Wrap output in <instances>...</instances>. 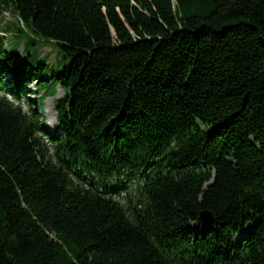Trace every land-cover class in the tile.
Returning a JSON list of instances; mask_svg holds the SVG:
<instances>
[{
  "label": "trees",
  "instance_id": "1",
  "mask_svg": "<svg viewBox=\"0 0 264 264\" xmlns=\"http://www.w3.org/2000/svg\"><path fill=\"white\" fill-rule=\"evenodd\" d=\"M0 10V264H264V0Z\"/></svg>",
  "mask_w": 264,
  "mask_h": 264
},
{
  "label": "rangeland",
  "instance_id": "2",
  "mask_svg": "<svg viewBox=\"0 0 264 264\" xmlns=\"http://www.w3.org/2000/svg\"><path fill=\"white\" fill-rule=\"evenodd\" d=\"M21 27L22 25L19 24V20L16 16H14L12 13L10 14L9 12H6L5 10H0V37L6 34V38L8 39L9 44L11 45V49L16 56L27 54L24 53L25 41L28 39V33L30 32L20 33V35H17L20 32ZM30 35L32 34L30 33ZM8 41L6 40L5 44L8 45ZM43 43V45L40 44L39 50L37 51V55L38 57H42L47 60L50 71H61L64 69L65 65H69V61H63L62 63L57 64V51L50 43ZM64 96L65 91L61 87H56V93L53 96L46 98L44 100V108L39 109L41 114L44 115V117L40 118H45L47 125L52 131L56 129L58 124V112L56 110L57 100L63 99ZM37 98H39V96ZM36 103V107H38V102L36 101ZM21 105L24 109L27 110L28 106L25 100H22ZM135 190L136 189L134 186L130 188V191L133 192V194H136Z\"/></svg>",
  "mask_w": 264,
  "mask_h": 264
},
{
  "label": "water",
  "instance_id": "3",
  "mask_svg": "<svg viewBox=\"0 0 264 264\" xmlns=\"http://www.w3.org/2000/svg\"><path fill=\"white\" fill-rule=\"evenodd\" d=\"M201 220L205 224H211L214 221L213 214L210 211H204L201 213Z\"/></svg>",
  "mask_w": 264,
  "mask_h": 264
}]
</instances>
